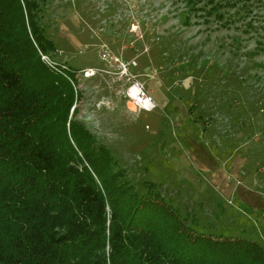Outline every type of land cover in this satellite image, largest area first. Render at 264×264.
<instances>
[{
    "label": "rangeland",
    "instance_id": "1",
    "mask_svg": "<svg viewBox=\"0 0 264 264\" xmlns=\"http://www.w3.org/2000/svg\"><path fill=\"white\" fill-rule=\"evenodd\" d=\"M207 1L37 0L57 45L39 55L77 71V118L139 194L198 232L264 247V0Z\"/></svg>",
    "mask_w": 264,
    "mask_h": 264
},
{
    "label": "trees",
    "instance_id": "2",
    "mask_svg": "<svg viewBox=\"0 0 264 264\" xmlns=\"http://www.w3.org/2000/svg\"><path fill=\"white\" fill-rule=\"evenodd\" d=\"M39 12L0 0V264H264L258 242L198 232L126 181L77 118V71L41 61L57 45Z\"/></svg>",
    "mask_w": 264,
    "mask_h": 264
},
{
    "label": "built area",
    "instance_id": "3",
    "mask_svg": "<svg viewBox=\"0 0 264 264\" xmlns=\"http://www.w3.org/2000/svg\"><path fill=\"white\" fill-rule=\"evenodd\" d=\"M101 58L109 61V55L107 53H103L101 55ZM41 59L50 68L56 70L57 65L54 62H51L46 56H41ZM133 66H135V64H133ZM120 67L121 73L126 76L127 66L121 64ZM62 68L66 69L64 66ZM127 78V81L129 82V87L126 91L127 98L138 108L139 111L150 112L155 107V105L148 92L146 91L144 85L141 84L138 80H131L130 77Z\"/></svg>",
    "mask_w": 264,
    "mask_h": 264
}]
</instances>
